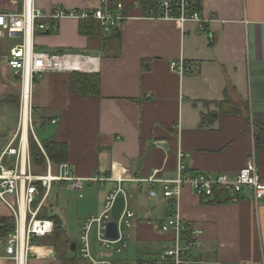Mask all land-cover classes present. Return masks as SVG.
<instances>
[{"label": "crops", "instance_id": "obj_1", "mask_svg": "<svg viewBox=\"0 0 264 264\" xmlns=\"http://www.w3.org/2000/svg\"><path fill=\"white\" fill-rule=\"evenodd\" d=\"M106 1L112 16L124 17L109 32L97 20L67 18L46 34L35 33V50L88 55L83 57L88 71L50 72L34 79L30 113L25 105L22 114L23 86L8 65L10 50L22 38H0V155L17 131L24 148L29 151L32 137L44 158L43 141L65 144L63 163L53 165L47 158L52 173L66 165L71 176L82 180L81 199L91 195L96 199L94 207L85 209L80 204L76 209L81 234L85 221L102 213L106 197L117 188L111 177L121 178L127 194L124 205L133 213L130 227L121 229L126 247L120 253L114 251L116 246L101 248L93 227L90 251L96 260L162 264L158 261L162 250L175 240L185 248L191 233L200 231L194 237L198 245L188 249L185 264H264V199L256 200L252 190L244 189L233 201L206 204L185 185L176 203L163 196L160 183L146 182L153 175L174 178L180 153L191 175L233 178L252 162L264 180L260 130H264V0H192L191 11L198 13L200 21L183 24L147 20L146 13L159 14V0H142L143 5L141 0ZM149 1H156L155 5L149 6ZM33 5L50 16L56 7L91 11L100 0H33ZM22 6L23 0H0V13H19ZM42 23L50 26L52 21ZM118 32L121 35L116 37ZM180 60L185 64L183 72L170 70V64ZM72 72L98 75L99 93L82 96L72 89ZM258 132L262 134L257 136ZM2 163L10 169L14 159L4 157ZM46 165L37 166L32 160L33 173L43 174ZM58 185L74 190L69 183ZM47 202L40 216L57 217L61 236L65 235L69 221L65 210L63 217L52 210L48 213ZM171 217L179 219L183 232L160 231ZM0 218L13 219L1 201ZM65 240L68 243L60 252L70 258L67 245L71 242L68 236ZM49 263L36 257L28 262ZM0 264L14 262L0 258Z\"/></svg>", "mask_w": 264, "mask_h": 264}, {"label": "built area", "instance_id": "obj_2", "mask_svg": "<svg viewBox=\"0 0 264 264\" xmlns=\"http://www.w3.org/2000/svg\"><path fill=\"white\" fill-rule=\"evenodd\" d=\"M191 6L192 0H159V14L153 16L148 12L145 18L147 20H171L180 24L189 20L200 21L198 13L191 11ZM118 8L121 9V6L118 5ZM67 18L97 20L106 32H109L118 21L124 19L121 14L116 17L112 16L110 6L106 0H100V6L91 11L75 12L56 7L53 15L50 16H46L36 9L33 5V0H23L22 10L19 13H0V38L6 36L14 37L16 35H20L22 38V42L10 50L8 65L20 77L23 86V115L25 105L28 111L29 89L34 79H40L45 73L50 72L76 71L70 70L67 64L63 62V59L88 56L68 52L37 51L34 49L33 36L35 33L46 32L49 27L55 28L58 21ZM45 19L51 20L52 24L47 26L46 23H42V20ZM184 68L185 64L182 60L170 64V70L172 71L182 73ZM4 157L14 159L13 168L8 169L3 165L2 160ZM45 159L47 162L45 173L41 175L33 173L32 160L27 146L24 148L21 142L20 131L16 132L0 155V201L7 206L15 221L14 230L8 231L5 236L0 237V258L11 260L14 264H28L33 257L48 262L56 260V253L53 247L33 244L35 239H42L51 234L54 228L52 221L42 219L40 215L54 184L59 182L69 183L70 188L76 191H80L82 187V180L71 176L67 172L66 165H60L57 173L53 174L49 161L46 157ZM182 159L183 155L180 153L178 155L177 173L174 178L156 179L155 175H153L146 182L150 184L160 183L163 196L174 199L175 202L179 199L181 189L185 185L190 186L195 195L204 201L214 199V189L225 191L229 200L232 201L237 199L244 189L252 190L256 200L264 199V180L260 178L252 162H248L245 168L231 178L227 174L215 173L191 175L186 173ZM111 179L118 183L117 188L106 197L102 213L85 221L79 245L77 244L79 257L86 264H120L109 260H96L92 257L90 232L93 227L96 228L97 241L101 248L113 249L116 246L114 251L120 253L126 247V236L122 234L121 229L130 227L133 213L127 210L124 205L119 218L116 220L112 218L111 210L115 200L118 197L126 199L127 194L120 186L122 182L120 177H111ZM96 180L106 181L105 179H91V181ZM150 195L154 196L155 192L151 191ZM111 221H114L117 225L118 238L116 240H110L105 236L106 225ZM184 230V226L181 225L177 217H171L164 225L160 226V231L163 233L174 231L175 234H178ZM22 232L23 243L21 239ZM192 233L186 242L185 248H181L178 245V241L175 240L172 247L161 251L158 255V261L162 264H185L188 258V249L198 245L197 239L194 237L201 234L200 231H193Z\"/></svg>", "mask_w": 264, "mask_h": 264}, {"label": "trees", "instance_id": "obj_3", "mask_svg": "<svg viewBox=\"0 0 264 264\" xmlns=\"http://www.w3.org/2000/svg\"><path fill=\"white\" fill-rule=\"evenodd\" d=\"M145 1L140 2L141 5L144 4ZM150 5H155L154 1H149ZM159 2V1H158ZM81 22H87V23H95L94 20H82ZM95 25H92L90 29L95 30ZM98 29V27H97ZM115 29V28H114ZM113 29V30H114ZM120 31L119 28L115 29V31ZM83 31V30H81ZM113 32V31H111ZM120 32L116 34V37L120 36ZM73 73V72H72ZM74 74V75H73ZM71 75V85L72 89L77 90L80 95L87 96L88 94H98L99 93V76L94 74H88V73H73ZM76 76V77H75ZM215 117L217 114H214ZM263 133L264 130L260 129ZM260 132L257 133V136H259ZM42 147L47 155L48 160L53 165H59L65 161L66 158V145L65 144H59L56 143L54 140H48L42 142ZM29 152L31 160H33V163L37 166L45 167L46 165V159L44 158V155L42 154L41 150L39 149L38 145L35 143L32 137L29 139ZM214 199L206 201V204H213V203H221V202H228L229 198L225 191L220 189H214L213 190ZM41 218H47L51 220L54 224V228L51 234L45 236L42 239H45L44 241L46 243L45 246H51L54 248L56 253V259L59 260L61 263H76L80 261L78 257L75 258H67L65 255L66 252L61 251V235H62V223L61 221L55 217V216H49L48 214H43ZM14 230V220L11 218H0V237L5 236V234L10 231ZM36 240V239H35ZM34 240V241H35ZM33 241V244H35ZM68 243V242H67ZM70 244L67 245V247L70 249ZM39 245V244H38ZM66 245V244H65ZM69 253V252H68ZM67 253V254H68ZM139 264H155V263H144V262H138Z\"/></svg>", "mask_w": 264, "mask_h": 264}, {"label": "rangeland", "instance_id": "obj_4", "mask_svg": "<svg viewBox=\"0 0 264 264\" xmlns=\"http://www.w3.org/2000/svg\"><path fill=\"white\" fill-rule=\"evenodd\" d=\"M33 133L35 134L34 130ZM42 172L44 174L45 170H43ZM56 184L52 186L49 199L47 200L48 201L47 207H45V210H47L48 213L52 210L53 213H58L60 217H63L65 210L66 216L69 219L67 225H65L66 234L61 236L60 247L67 242L65 240L67 236L69 237L71 243L78 242L77 244L79 245L82 222L79 221V219L77 220L76 218V209L79 207L80 204H82L81 207L84 204V206L86 207L85 209L87 208L90 209L94 207L96 199L94 196L91 195L90 198L83 201L81 199L83 196L82 190L80 191L67 190V188H65L66 186L58 185V183ZM44 240L45 239H36L34 243L36 245L40 244L42 246H45L46 244L44 243L46 242ZM69 254H71L70 258L78 257V259L80 260L78 261L79 263L86 264V262L83 261L81 257H79L78 251H76L75 253L71 252ZM52 263L61 264L58 262L57 259L54 262H50L49 264ZM76 263H62V264H76Z\"/></svg>", "mask_w": 264, "mask_h": 264}, {"label": "water", "instance_id": "obj_5", "mask_svg": "<svg viewBox=\"0 0 264 264\" xmlns=\"http://www.w3.org/2000/svg\"><path fill=\"white\" fill-rule=\"evenodd\" d=\"M45 34H46V32H45ZM69 53L75 54L76 52L75 51H69ZM93 57H94V55H93ZM123 209H124V199H123V197H118L115 200L114 205H113L112 210H111L112 218L114 220L118 219L120 214L122 213ZM105 235L110 240H116L118 238L117 225H116L115 222L111 221V222L107 223ZM70 251L71 252H75L76 251L75 243H73L70 246Z\"/></svg>", "mask_w": 264, "mask_h": 264}, {"label": "bare ground", "instance_id": "obj_6", "mask_svg": "<svg viewBox=\"0 0 264 264\" xmlns=\"http://www.w3.org/2000/svg\"><path fill=\"white\" fill-rule=\"evenodd\" d=\"M63 62L67 64V67L70 70L76 71H88V68L83 63V57L77 56L72 58H64ZM23 228V225H22ZM21 239L23 243V232L21 233Z\"/></svg>", "mask_w": 264, "mask_h": 264}]
</instances>
